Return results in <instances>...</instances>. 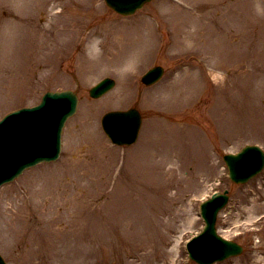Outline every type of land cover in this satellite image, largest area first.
<instances>
[{
	"label": "rangeland",
	"instance_id": "obj_1",
	"mask_svg": "<svg viewBox=\"0 0 264 264\" xmlns=\"http://www.w3.org/2000/svg\"><path fill=\"white\" fill-rule=\"evenodd\" d=\"M7 1L0 5V20L25 15L30 26L24 31L30 36L18 28L16 44L8 39L16 29L0 23L5 42L0 51V117L7 110L36 104L48 90H77L80 101L63 130L58 161L29 169L0 189V253L5 262L182 264V243L201 226L197 203L213 190L227 188L231 198L217 222L219 233L235 238L245 250L221 264H264V172L246 185H232L222 160L223 154L245 143L264 145V0H246L253 11L245 17L238 0H203L201 12L190 0H153L127 22L155 17L159 25L151 21L147 32H152L149 42L158 51H145L135 67L127 61L112 68L106 53L114 36L105 28L127 18L115 15L103 0L68 1L61 16L55 12L65 0ZM202 17L211 32L186 26L188 32L180 37L173 34L182 20L201 27ZM244 20L251 22L246 30ZM251 26L256 44L252 41L254 46L240 51L246 60L258 53L251 78L242 72L246 66L227 63L218 68L212 56L217 51L199 50L204 41L215 43L219 35L228 48L238 49ZM101 30L108 42L105 51L87 41L92 31ZM242 40L250 46L249 38ZM141 44L149 46L146 40ZM191 54L197 56L191 61L193 69L172 71ZM133 57L124 60L137 59ZM150 62L165 68L157 85L147 88L139 78L126 77ZM107 75L117 78L115 88L101 99H89V85ZM243 76L257 99L244 96L242 85L237 89ZM234 104L239 105L234 112L241 126L252 131L243 128L239 133L238 118H226L234 113L224 109ZM129 106H137L144 117L139 139L129 147L112 146L103 137L100 115ZM9 224L16 227L14 232Z\"/></svg>",
	"mask_w": 264,
	"mask_h": 264
},
{
	"label": "water",
	"instance_id": "obj_2",
	"mask_svg": "<svg viewBox=\"0 0 264 264\" xmlns=\"http://www.w3.org/2000/svg\"><path fill=\"white\" fill-rule=\"evenodd\" d=\"M110 6L122 14H130L135 9L139 8L143 2L146 0H106ZM67 99L72 103L70 109L74 107V101L71 97L59 95L55 99ZM66 112V108L59 105V103L51 101L36 109V111H22L12 115L7 121L2 123L0 127V184L1 182L7 181L12 177L16 176L25 167L33 165L36 161L40 159H49L55 156L57 152V141H55L54 148L50 151L38 150L37 142H43L49 140V138L58 135L61 122L63 121ZM132 129L130 131V136L134 139L137 133L138 120L136 114H131ZM121 118L124 120L128 119L127 114H122ZM40 152V155L38 154ZM256 157L252 156L243 158L236 157L235 161H230L231 166L234 168L233 172L237 175L240 173L238 166L242 167L251 164L255 161ZM241 160L244 162L242 163ZM247 160V161H246ZM246 161V162H245ZM204 214L206 215V210L204 209ZM209 228L204 236L195 239L190 244V249L192 255L195 259L199 261H204L199 255L203 250L211 251L214 253V246L211 244L212 240L218 241V239L213 234L212 230V220L209 221ZM210 236H213L210 238ZM220 246V245H219ZM222 253L228 251L233 252L234 249H229L225 245L219 247ZM214 255L211 254L210 258ZM209 262L210 260H205ZM0 264H2L0 260Z\"/></svg>",
	"mask_w": 264,
	"mask_h": 264
},
{
	"label": "bare ground",
	"instance_id": "obj_3",
	"mask_svg": "<svg viewBox=\"0 0 264 264\" xmlns=\"http://www.w3.org/2000/svg\"><path fill=\"white\" fill-rule=\"evenodd\" d=\"M38 1H40L41 3L40 4H44L45 3V0H38ZM9 1H7V2H0V3H8ZM14 3L13 2H10V4H8V5H13ZM23 7H25V6H23ZM26 8V7H25ZM15 21L16 22H21V21H23V19L21 18L20 20H15V18H11V19H9V20H6L5 21V24H7V22H9V24L11 25V27L13 28L14 26H15ZM64 32L66 33H68V31L67 30H64ZM68 35H69V33H68ZM94 41V40H93ZM13 231H14V229H13Z\"/></svg>",
	"mask_w": 264,
	"mask_h": 264
}]
</instances>
